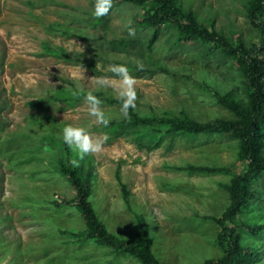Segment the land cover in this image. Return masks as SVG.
Instances as JSON below:
<instances>
[{
  "label": "rangeland",
  "instance_id": "374dc122",
  "mask_svg": "<svg viewBox=\"0 0 264 264\" xmlns=\"http://www.w3.org/2000/svg\"><path fill=\"white\" fill-rule=\"evenodd\" d=\"M177 1L233 43L250 47L260 39L247 15L248 0ZM93 11L94 0H0V264H142L62 231L87 227L75 206L60 203L76 190L57 168L60 156L43 144L63 142L67 125L108 136L103 150L80 165L90 175L89 200L109 232L138 240L141 214L160 264L222 258L221 227L206 216H220L230 202L225 185L244 165L238 139L222 132L176 134L149 149L134 133L117 135L111 124H97L87 114L86 95L74 104L57 96L62 90L91 91L110 122L122 119L121 103L103 98L116 97L115 91L90 79L111 76L110 64H124L137 80L138 114L229 119L232 112L212 91L245 102L239 68L202 42H180L172 27L160 28L150 43L155 27L139 24L143 9L133 3H115L99 22ZM129 21L135 37L128 34ZM137 60L146 70H137ZM249 194L237 214L246 225L241 242L257 251L249 264H264V174L250 184ZM154 209L165 218L157 219Z\"/></svg>",
  "mask_w": 264,
  "mask_h": 264
},
{
  "label": "trees",
  "instance_id": "16d2710c",
  "mask_svg": "<svg viewBox=\"0 0 264 264\" xmlns=\"http://www.w3.org/2000/svg\"><path fill=\"white\" fill-rule=\"evenodd\" d=\"M118 2H130L142 7L139 24L155 27L150 43L157 37L160 28L172 27L177 31L180 42H202L210 49L220 52L222 58L231 59L239 68L247 97L245 102L235 99L229 92L212 91L210 87L202 84L205 89L213 92L219 103L232 112V118L198 121L185 112L179 115H140L130 109L128 119L112 120L110 124L117 135L134 133L138 144L149 149L160 146L166 137L176 134L222 132L239 140V154L244 165L234 174L231 184L225 185L230 202L220 216H206L214 219L221 227L219 241L224 247V256L220 259H207L203 264H249L257 251L243 246L241 238L246 225L237 218V214L248 202L250 184L264 174V0L247 2V15L260 33L258 42L250 47L240 42L233 43L215 29L201 24L194 11L185 9L177 0H113V5ZM103 18L96 19V22ZM120 42L126 44L128 40L121 39ZM54 53L61 54V51L55 50ZM73 60L86 63L78 58ZM86 94L80 90H62L57 98L74 104ZM103 98L109 102L121 103L117 97ZM43 144L45 149L60 156L57 168L76 190L73 198L64 197L60 203L75 206L87 223L84 230L62 231L79 241L94 239L97 243L112 247L118 252H126L139 259L142 264H160L151 250V237L144 217L137 215L138 240L121 238L109 232L99 220L89 200L90 175L83 174L81 165L73 167L70 164V160L75 158L74 153L64 142L52 143L44 139ZM123 188H126L125 184ZM124 191L127 194V191Z\"/></svg>",
  "mask_w": 264,
  "mask_h": 264
},
{
  "label": "clouds",
  "instance_id": "9594fccd",
  "mask_svg": "<svg viewBox=\"0 0 264 264\" xmlns=\"http://www.w3.org/2000/svg\"><path fill=\"white\" fill-rule=\"evenodd\" d=\"M112 7L113 0H94L93 16L97 19L102 18L109 14ZM128 34L130 37H135L136 35V30L131 26V21L128 23ZM81 49L83 50L82 47ZM144 67L142 61H136L137 70L143 71ZM107 71L112 75L93 76L90 80L97 88H112L115 91L117 99L121 102L120 113L123 118L128 119L129 110L136 108L137 80L131 74L130 69L124 64H110ZM80 77L81 79H85L84 69L81 71ZM84 100L87 114L93 117L97 124L108 127L110 117L106 116L105 111L102 109V101L91 91L86 94ZM62 139L74 153L75 158L70 160V164L73 167H79L80 162L86 156L98 154L103 150L108 136H95L83 126L67 125L62 129ZM153 211L157 219L162 220L165 218L159 209H154Z\"/></svg>",
  "mask_w": 264,
  "mask_h": 264
}]
</instances>
